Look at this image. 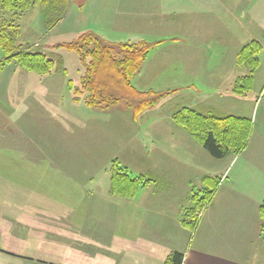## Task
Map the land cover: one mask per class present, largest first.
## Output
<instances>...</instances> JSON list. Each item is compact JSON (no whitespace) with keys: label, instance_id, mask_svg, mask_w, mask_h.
<instances>
[{"label":"rangeland","instance_id":"1","mask_svg":"<svg viewBox=\"0 0 264 264\" xmlns=\"http://www.w3.org/2000/svg\"><path fill=\"white\" fill-rule=\"evenodd\" d=\"M221 1L223 5L220 0H67V4L55 7H51V3L47 7L38 5L23 15L4 11L0 6V29L5 22L15 21L21 27L19 44L28 52L44 53L67 73L65 76L64 72H54L43 81L45 86L59 89L57 102L54 98L35 101L33 92L37 91L38 75L25 71L16 61L4 67L0 72V154L12 150L6 146L13 144L15 128L22 126L19 120L23 123L27 118L38 119L39 124L36 132L32 125L22 126L25 129L22 144L32 145L36 135L39 145L47 147L56 131L42 119L47 117L44 109L50 111L48 116L57 119L72 113L76 121L67 128L73 127L69 148L74 150L76 165L96 167L97 164L111 172L112 162L117 160L132 178L159 182L165 180V169L170 168L173 173L169 171L168 175L182 181L191 180L192 187L200 186L201 177L212 175L213 180H221V192L226 190L231 168L240 155L233 156L236 161L228 170V161L212 158L187 131L172 121V115L184 107L221 116L240 114L252 119L251 138L256 137L255 122L258 120L259 125L264 106V0ZM241 6L250 10L248 28L229 19L232 8L234 15L241 14ZM49 20L54 21L51 28L46 27ZM86 32H93L110 45L155 43L169 37L188 41L179 47H168V43L163 42L165 47L157 45L151 51L133 86L139 92L165 95L154 108L135 120L124 102L104 109L89 108L84 103L75 109L67 105V100L72 99L66 89L68 81L78 85L83 67L75 52L57 46L74 42ZM251 39L260 41L263 46L260 66L255 73L253 90L240 97L234 94V85L238 78L249 75L250 70L238 65L237 56ZM0 58L4 59L1 49ZM174 73H178V77H172ZM25 85H31L27 86L31 91L26 94L27 87L22 88L20 98L19 92ZM45 129L48 133L43 134ZM30 139L33 140L28 142ZM60 140L56 148L61 147ZM26 145L25 148H30ZM26 158L29 163L31 157ZM1 161L2 157L0 165ZM198 192L199 188L195 193ZM191 206L192 203L186 204V207ZM205 210L198 213L199 222ZM195 234L196 228L191 242Z\"/></svg>","mask_w":264,"mask_h":264},{"label":"crops","instance_id":"2","mask_svg":"<svg viewBox=\"0 0 264 264\" xmlns=\"http://www.w3.org/2000/svg\"><path fill=\"white\" fill-rule=\"evenodd\" d=\"M249 12L248 7L241 6L237 17L232 8L229 19L248 28ZM186 41L169 37L165 43L179 47ZM52 75L36 79L35 101L54 98L57 102L59 89L43 84ZM31 85L21 87L20 98L22 88ZM28 88L26 94L31 91ZM70 95L67 105L74 109L83 105ZM44 112L47 117L41 118L59 137L48 141L47 147L39 145L36 135L32 145L22 144V126L32 125L36 132L39 124L38 119L19 120L22 126L17 125L13 144L6 146L12 150L3 145L6 151L0 154V264H166L173 253L183 255L182 264H264V230L259 214L264 203V106L259 125L258 120L255 122L256 137L249 142L252 148L248 145L237 161L235 155L222 159L228 161V170L236 161L232 175L226 190L221 192L218 186L205 207L193 242L192 231L182 225V218L189 209L186 204L193 207L194 194L215 187L212 175L201 177L200 186L192 187L193 181L168 175L167 168L165 180L152 179L135 198L114 196L108 169L74 163V150L70 149L73 127L67 128L76 121L73 114L57 119L48 116L49 110ZM237 115L227 116L243 117ZM60 138L61 147L56 148ZM27 156L33 159L29 158L30 165Z\"/></svg>","mask_w":264,"mask_h":264},{"label":"trees","instance_id":"3","mask_svg":"<svg viewBox=\"0 0 264 264\" xmlns=\"http://www.w3.org/2000/svg\"><path fill=\"white\" fill-rule=\"evenodd\" d=\"M51 7L67 4V0H0L4 11L14 14H26L38 5ZM51 12V9L48 12ZM49 12V13H50ZM46 14V17L49 16ZM53 20L47 22L46 27H52ZM21 27L15 21L5 22L0 29V49L4 59L0 58V72L6 65L16 61L25 71L35 73L40 77L52 75L54 72H64L55 60L40 52H28L19 44ZM165 41L137 44L120 43L110 45L102 41L93 32L83 33L77 40L57 47L75 52L83 67L80 82L76 85L68 81L67 87L75 102H83L89 108H109L124 102L137 120L145 112L154 108L164 97L154 91L139 92L133 86L134 78L143 69L151 51ZM263 46L258 41L245 45L237 56L239 66L249 68L250 73L238 78L233 92L245 97L254 88L255 73L260 66L259 55ZM169 94V93H168ZM173 123L187 131L204 150L214 159L222 160L229 155L238 156L246 150L251 138L253 122L250 118L236 116H221L212 112L202 113L191 108H182L172 115ZM212 190L194 194L193 207L186 209L182 218V225L191 231L195 230L199 222V212L212 200L219 179L213 180ZM153 182L144 177L132 178L126 169L119 166L117 160L111 166V194L125 199L137 196L141 187ZM264 229V203L259 209ZM183 255L171 254L166 264H182Z\"/></svg>","mask_w":264,"mask_h":264}]
</instances>
